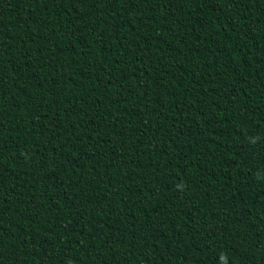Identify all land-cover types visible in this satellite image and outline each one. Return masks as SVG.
Listing matches in <instances>:
<instances>
[{"label":"trees","instance_id":"obj_1","mask_svg":"<svg viewBox=\"0 0 264 264\" xmlns=\"http://www.w3.org/2000/svg\"><path fill=\"white\" fill-rule=\"evenodd\" d=\"M0 264H264V0H0Z\"/></svg>","mask_w":264,"mask_h":264},{"label":"clouds","instance_id":"obj_2","mask_svg":"<svg viewBox=\"0 0 264 264\" xmlns=\"http://www.w3.org/2000/svg\"><path fill=\"white\" fill-rule=\"evenodd\" d=\"M223 259V258H222Z\"/></svg>","mask_w":264,"mask_h":264}]
</instances>
